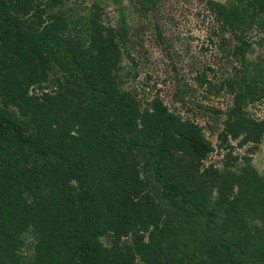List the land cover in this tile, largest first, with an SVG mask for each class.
<instances>
[{
  "label": "trees",
  "instance_id": "trees-1",
  "mask_svg": "<svg viewBox=\"0 0 264 264\" xmlns=\"http://www.w3.org/2000/svg\"><path fill=\"white\" fill-rule=\"evenodd\" d=\"M84 1L0 0V264H264V178L231 151L205 165L192 107L130 85L128 30ZM163 1L129 0L139 13ZM201 1L229 34L220 48L244 59L253 29L264 47V0ZM257 68L207 87L232 97L205 109L219 148L262 141L247 106L264 98V57Z\"/></svg>",
  "mask_w": 264,
  "mask_h": 264
},
{
  "label": "rangeland",
  "instance_id": "rangeland-1",
  "mask_svg": "<svg viewBox=\"0 0 264 264\" xmlns=\"http://www.w3.org/2000/svg\"><path fill=\"white\" fill-rule=\"evenodd\" d=\"M93 1L95 0H85L83 5L90 6ZM100 2L104 11L102 21L112 28L121 30L125 26L128 30V51L138 64V76L130 85L138 86L141 90L143 88L146 100L157 94L170 111L176 110L183 114L192 107L194 113L184 114L204 126L205 135L214 148L205 165L212 162L220 166L225 153L231 151V155L237 156L236 166L256 170L264 178V134L253 152L249 150L252 143L239 146L236 139H230V145L219 148L216 132L220 131L222 125L219 128L217 126L214 133L208 130L207 125L213 122L205 111L209 107L224 111L232 102L226 86L215 94L207 92L208 85L216 84L218 87L225 83L224 80L239 79V69L243 72L258 69L257 65L264 57V47L257 44L256 29L249 33L251 37L247 40H253V44L248 47L243 59L233 55L232 43L219 47L221 38H229V34L225 33L221 37L216 32L217 25L205 9L204 1L165 0L156 10L146 13H139L129 0ZM63 8H67V4L59 9ZM132 43L136 44L132 46ZM123 63L129 66V61L125 58ZM201 71L206 73L207 78L199 85L192 78ZM247 111L256 120H264V98L250 103ZM213 116V120L219 118L220 121L223 117L216 114Z\"/></svg>",
  "mask_w": 264,
  "mask_h": 264
}]
</instances>
